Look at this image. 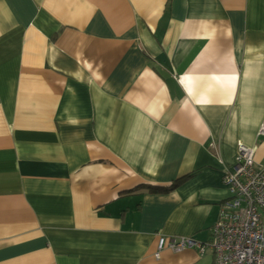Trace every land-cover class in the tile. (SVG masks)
I'll use <instances>...</instances> for the list:
<instances>
[{
    "label": "crops",
    "instance_id": "0c3cea01",
    "mask_svg": "<svg viewBox=\"0 0 264 264\" xmlns=\"http://www.w3.org/2000/svg\"><path fill=\"white\" fill-rule=\"evenodd\" d=\"M263 123L264 0H0V264H215Z\"/></svg>",
    "mask_w": 264,
    "mask_h": 264
},
{
    "label": "built area",
    "instance_id": "2783aa9c",
    "mask_svg": "<svg viewBox=\"0 0 264 264\" xmlns=\"http://www.w3.org/2000/svg\"><path fill=\"white\" fill-rule=\"evenodd\" d=\"M258 134L264 138V123ZM237 150L235 165L223 178L229 197L221 207L211 241L161 236L157 260L166 249L175 253L195 249L204 255L212 248L215 264H264V166H257L255 147L240 142Z\"/></svg>",
    "mask_w": 264,
    "mask_h": 264
}]
</instances>
